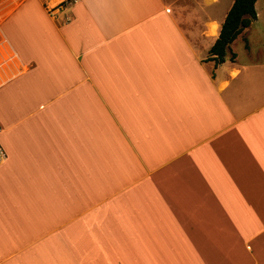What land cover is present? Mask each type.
I'll use <instances>...</instances> for the list:
<instances>
[{
  "label": "crops",
  "instance_id": "1",
  "mask_svg": "<svg viewBox=\"0 0 264 264\" xmlns=\"http://www.w3.org/2000/svg\"><path fill=\"white\" fill-rule=\"evenodd\" d=\"M232 1L0 0V264H264L258 14L209 54Z\"/></svg>",
  "mask_w": 264,
  "mask_h": 264
},
{
  "label": "trees",
  "instance_id": "2",
  "mask_svg": "<svg viewBox=\"0 0 264 264\" xmlns=\"http://www.w3.org/2000/svg\"><path fill=\"white\" fill-rule=\"evenodd\" d=\"M257 0H233L223 23L220 32L209 50L210 59L215 64L223 62L226 49L243 31L256 19L255 3Z\"/></svg>",
  "mask_w": 264,
  "mask_h": 264
},
{
  "label": "rangeland",
  "instance_id": "3",
  "mask_svg": "<svg viewBox=\"0 0 264 264\" xmlns=\"http://www.w3.org/2000/svg\"><path fill=\"white\" fill-rule=\"evenodd\" d=\"M229 2H231V0H217V4H214L213 8L220 7L222 9H227ZM255 11L259 17L258 22L254 23L245 38H243V40L239 39L234 46V48L239 51L240 56L244 43H248L251 49L254 50L258 48L264 49V0H258L256 2ZM260 57L258 58L260 59Z\"/></svg>",
  "mask_w": 264,
  "mask_h": 264
},
{
  "label": "built area",
  "instance_id": "4",
  "mask_svg": "<svg viewBox=\"0 0 264 264\" xmlns=\"http://www.w3.org/2000/svg\"><path fill=\"white\" fill-rule=\"evenodd\" d=\"M5 151H4V149H3V147L1 146V144H0V163L2 162V161H4V159H5Z\"/></svg>",
  "mask_w": 264,
  "mask_h": 264
}]
</instances>
